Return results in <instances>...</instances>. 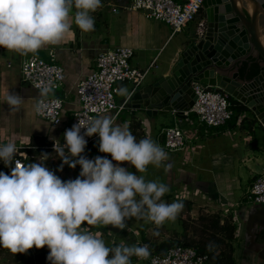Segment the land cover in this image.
Here are the masks:
<instances>
[{
    "label": "clouds",
    "instance_id": "1",
    "mask_svg": "<svg viewBox=\"0 0 264 264\" xmlns=\"http://www.w3.org/2000/svg\"><path fill=\"white\" fill-rule=\"evenodd\" d=\"M101 7L102 0H0V47L26 56L47 45H59L71 32L73 18L82 32H92V13ZM54 88H41V99L35 106L38 114H44L46 98ZM117 93L125 95L127 90L119 88ZM5 102L11 112H18L24 99L7 93ZM94 135L99 136V151L109 154L111 160H90L82 155L85 137ZM64 140L63 145L54 141V151L62 160L59 171L64 165L73 169L79 165L81 171L75 180L62 181L46 167L47 153L41 154L39 163H22L14 157L19 153L27 160V156L14 142L0 144V161L5 166L14 163L10 175L0 172V247L16 255L47 246L51 264H132V257L149 259L152 253L148 245L121 242L109 246L99 233L82 225H111L124 230L129 218L152 222L157 228L166 221L175 222L184 204L163 201L169 186L120 166L129 163L138 173H146L149 165L163 166L168 172L171 164L164 163L169 160L168 153L150 138L137 141L130 123L117 124L112 116L79 119L65 131ZM213 247L210 243L209 248Z\"/></svg>",
    "mask_w": 264,
    "mask_h": 264
},
{
    "label": "crops",
    "instance_id": "2",
    "mask_svg": "<svg viewBox=\"0 0 264 264\" xmlns=\"http://www.w3.org/2000/svg\"><path fill=\"white\" fill-rule=\"evenodd\" d=\"M131 1L128 3L124 0H115L112 3L102 1L103 7L92 13L95 18L94 31L82 32L76 26L73 18L70 21L72 30L63 42L55 46L47 45L38 53H29L24 56L16 51L0 47V144L14 142L17 148L22 150L35 146L33 154L27 153L28 158L25 163H39V157L43 153L49 154V159L44 161L48 168L56 167L57 165L54 163L60 159L55 151L46 147L53 145L56 140L59 142L63 140L64 126H53L37 116L35 106L41 98L40 92L25 83L21 75L22 64L28 58L37 56L50 60V53L53 51L57 64L64 68L66 81L63 90L48 96L65 97L63 119L66 124L71 121L73 113L79 108L77 84L95 70L98 53L107 49L129 47L134 51L131 60L132 66L144 71L153 65L150 70V74H152L166 66L175 47L191 32H194L198 27V22L202 20V16L199 14L197 21L172 36L170 27L164 22L147 18L143 11H127L125 7ZM178 1L182 3L186 0ZM120 88L127 90V94L118 96V103L122 104L129 96L131 86L121 84ZM7 93L17 94L24 99L18 112H11L5 102ZM104 116L113 117V114ZM126 121L130 123V130L136 136L137 141L150 138L163 148V129L169 127L168 124L173 123L172 126L178 125L184 130L186 133L185 148L177 153L165 151L168 153L170 161L164 163L171 164V169L167 172V174L169 173L167 182L171 179L175 181L171 190L177 189V185L180 184V193L178 191L180 197L178 195L175 197L180 198V202L188 207L191 204L189 209H193V206L196 205L193 199L195 196L205 198L216 205L214 212L207 213H221L224 217L230 216L236 225L238 221L241 228L237 229L236 234L235 258L237 264H264V256L261 257V254H264V219L260 212L264 211V205H243L240 200L241 184L246 183L250 186L256 177L251 178L254 174L251 173L252 169L260 167L259 170L264 172V128L258 125L254 116L249 112L242 113L237 117L235 123L231 120L220 128H209L201 125L194 113L189 114L185 119H175L173 115L150 119L138 111L126 108L116 117V123L123 124ZM254 132H259L260 140L257 144L258 149L255 150L256 154L249 156L248 148L251 147L250 143L253 141L252 133ZM82 155L90 160L96 157L112 159L109 154L99 151V136L92 145L85 149ZM175 159H177L176 165L172 161ZM113 163L117 162L113 161ZM174 165L177 167L176 170ZM120 166L128 171L133 167L126 162ZM11 167H14L13 164L5 166L0 161V172L10 175ZM238 167L246 173L242 178L236 174ZM70 169L68 174H62L67 177V180L74 178L73 168ZM57 171L58 169L54 173ZM137 173L135 171V174ZM190 192L194 194L192 199L188 197ZM172 193L176 192L172 191ZM251 216L259 220L260 225L254 233L248 234V220ZM182 217L180 215V227L182 226ZM125 223L124 230L111 225L88 226L84 224L82 227H88L90 231L102 234V236H109L113 243L112 236H120L127 230H133L127 225V220ZM135 224L140 225L138 219H135ZM168 224L164 223L167 226ZM137 228L142 227L138 226ZM183 231L180 229V234ZM239 234L241 237L238 239ZM143 239L145 238L143 237ZM31 250L34 253L31 258L35 259L36 248ZM23 260H25V256Z\"/></svg>",
    "mask_w": 264,
    "mask_h": 264
},
{
    "label": "water",
    "instance_id": "3",
    "mask_svg": "<svg viewBox=\"0 0 264 264\" xmlns=\"http://www.w3.org/2000/svg\"><path fill=\"white\" fill-rule=\"evenodd\" d=\"M203 9V34L195 30L179 42L166 66L148 75L126 108L150 119H185L197 101L193 86L201 83L223 90L264 128V0H206ZM259 225L251 216L248 234Z\"/></svg>",
    "mask_w": 264,
    "mask_h": 264
},
{
    "label": "built area",
    "instance_id": "4",
    "mask_svg": "<svg viewBox=\"0 0 264 264\" xmlns=\"http://www.w3.org/2000/svg\"><path fill=\"white\" fill-rule=\"evenodd\" d=\"M205 1L186 0L181 3L178 0H132L125 8L131 12L143 11L147 18L164 22L170 27L172 36H175L189 24L197 21ZM197 26L196 30L203 34L206 27L205 21L202 19ZM133 56L134 51L129 47L107 49L98 53L95 70L77 84L80 104L73 113L70 122L64 123L66 99L60 95L48 96L44 114H38L35 110L37 116L53 126L63 125V135L66 130H70L73 125L77 124L79 119L87 120L90 117L109 114H113V117L116 118L126 109L133 92L144 84L153 66L144 71L137 69L131 63ZM21 75L25 83L39 92L44 86L55 85L53 93H60L66 81L64 68L57 64L53 51L50 53V60L37 56L25 60L22 64ZM121 84L131 86V91L125 101L119 104L118 96L120 94L117 93V89ZM193 87L197 101L192 110L186 113L187 116L194 113L199 123L209 128H220L232 120L234 112L230 96L227 93L220 88H213L201 83H195ZM54 100H59L60 103H52ZM84 131L82 129L81 134ZM163 135L165 136L164 149L166 151L177 153L185 148L186 133L180 126L175 125L163 129ZM97 138V135L85 137L86 148L92 145ZM60 143L62 145L65 143L64 136ZM46 148L54 151V144ZM19 152L26 154L28 158L25 150L19 149ZM15 160H21L22 163L26 161L19 153L14 157ZM248 199L254 205H264V175L254 178L250 185ZM153 260H156L157 264H164L165 261L168 264H207L209 259L207 255L199 254L193 248L178 245L170 248L166 253L153 254L149 259L143 261L152 264Z\"/></svg>",
    "mask_w": 264,
    "mask_h": 264
},
{
    "label": "rangeland",
    "instance_id": "5",
    "mask_svg": "<svg viewBox=\"0 0 264 264\" xmlns=\"http://www.w3.org/2000/svg\"><path fill=\"white\" fill-rule=\"evenodd\" d=\"M172 125H173V123H170L167 126L170 127ZM258 134H259V132L252 133V140L253 141H252V143H250L251 147L248 148V151H250L248 153L249 156L256 154L255 150L258 149L257 144L259 143V140H260ZM241 144H243V143L241 142ZM176 160L177 159L172 160L175 165H176ZM60 161H61V159H58L57 162L54 164L58 166V163ZM168 161H170V159ZM257 164H259V163H257ZM175 165H174V167L176 170L177 167ZM257 168L258 169H252L251 173H254V174L252 175L251 178H253L255 176L259 177V176L264 175V172L259 170L260 167H257ZM263 168H264V166H263ZM250 170H251V168H250ZM129 171L132 172L133 174H135V171H137V170L134 167H132L131 169H129ZM62 174L64 175L65 171ZM139 174L144 175L147 180H159V181H161V182H163L169 186L170 192L167 193L162 198L163 201H165L167 203H172L173 201L180 202V198L175 197V195L179 196L178 191L180 193V184L177 185V189L175 188V189L171 190L173 188L172 185L175 184V181L173 179H171V181L167 182V179H168L167 176L169 173L167 174V172H165L163 166L157 168L153 165H149L146 173H137L136 175H139ZM236 174H237V176L242 178L246 173L243 169L238 167L236 169ZM72 179H73V177H72ZM172 191H175L176 193H172ZM181 191H183V189H181ZM241 191H242L241 198H240L241 204H243V205H254L248 199L250 186L246 183H242L241 184ZM184 192H186V190H184ZM193 195L194 194L192 192H190L188 197H191V199H192ZM193 199H194L195 204H196L195 206H193V209L195 208L194 211L191 213V211L193 209L192 208L189 209L188 206L184 205L182 212L178 216L179 219H176L175 222L166 221V224L169 223L168 226L163 225V226L157 228V226L152 222H147L144 224L143 223V222H145L144 220H138L139 224H140V225H138V224H135V218H129V219H127V225L130 226L131 228H133V230L132 229L127 230L125 233L121 234L120 236H112L111 239H114L113 240L114 244L112 243V241H110L109 236H106L104 234H103L104 236H102V234H100V237L102 239H104L106 244H108L109 246L118 245L121 242H124L127 245H140V246L148 245L149 248H151L153 244H157V243L162 242L164 240L176 239L175 233L178 232L180 234V229H181V231L184 230L182 220H181V222H182L181 227L182 228L180 227V215L183 216L182 218H184L187 221L188 226L191 228L190 229L191 232L199 231V229L202 228L201 222L199 220L200 216L202 217V215H209L210 213H207V212H214V210H216V205L214 203L210 202L209 200L205 199V198L203 199L202 197L200 198V197L195 196ZM227 217L230 218V216H227ZM191 218L193 219V223H192ZM102 226H104V225H102ZM138 226H140L142 228H137ZM149 227H150V229H149ZM240 228L241 227L239 225V222L237 221V229L239 230ZM156 232H158L159 234L155 235L154 233H156ZM143 237L145 239H143ZM240 237L241 236L239 234L238 239ZM110 242H111V244H110ZM234 244L236 245V241ZM33 249L35 250V247H33ZM41 249H43L45 252H47V256L49 255L50 250L48 249L47 246H45ZM37 250L38 249H36L35 251H37ZM29 251L32 255L26 256L25 254H20V253H17L16 255H14L8 249L0 247V264H29L28 261L31 259V257L34 256L33 251L31 249ZM24 256H25V260H23ZM132 264H148V262L143 261V260H138L136 257H132Z\"/></svg>",
    "mask_w": 264,
    "mask_h": 264
},
{
    "label": "trees",
    "instance_id": "6",
    "mask_svg": "<svg viewBox=\"0 0 264 264\" xmlns=\"http://www.w3.org/2000/svg\"><path fill=\"white\" fill-rule=\"evenodd\" d=\"M232 103V110L234 112V116L232 121L237 120V117L246 113L247 108L238 103L237 101L230 98ZM252 125V124H251ZM250 130L252 128L250 127ZM164 144H165V136ZM34 147L28 148L25 150L29 155L34 153ZM62 164V160L58 163L56 167H49L51 171H57L55 174L62 180L68 181L66 176H62V173H69L71 169L68 165H64L63 171H59L60 165ZM81 168L79 165L75 169H73L74 178L71 180H75L80 174ZM253 182V181H252ZM191 204H189V207ZM192 219V218H191ZM201 222L202 228L199 231L191 232V228L188 226L187 221L182 218L184 231L182 234L178 232L175 233L176 239L173 240H164L157 244H153L150 248L151 255L153 254H163L166 253L170 248L174 246H185L189 248L195 249L199 254L208 256L207 264H237L235 258V241L237 234V225L234 223L233 218L224 217L221 213H210L209 215H202L199 218ZM193 223V219H192ZM212 243L215 245L213 248H209V244ZM3 248V247H2ZM31 255L30 251L26 254ZM35 259H30L28 261L29 264H51V262L47 259V252L43 249H38L35 251Z\"/></svg>",
    "mask_w": 264,
    "mask_h": 264
},
{
    "label": "flooded vegetation",
    "instance_id": "7",
    "mask_svg": "<svg viewBox=\"0 0 264 264\" xmlns=\"http://www.w3.org/2000/svg\"><path fill=\"white\" fill-rule=\"evenodd\" d=\"M203 14H204V9L201 10V12H200V16H202ZM263 256H264V254L262 253V254H261V257H263ZM259 257H260V255H259Z\"/></svg>",
    "mask_w": 264,
    "mask_h": 264
}]
</instances>
